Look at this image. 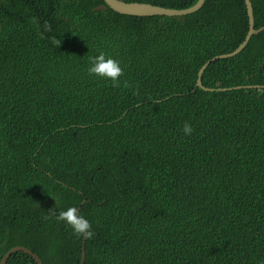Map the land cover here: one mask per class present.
I'll list each match as a JSON object with an SVG mask.
<instances>
[{
	"label": "trees",
	"instance_id": "trees-1",
	"mask_svg": "<svg viewBox=\"0 0 264 264\" xmlns=\"http://www.w3.org/2000/svg\"><path fill=\"white\" fill-rule=\"evenodd\" d=\"M252 3L260 28L264 0ZM248 31L245 0L180 17L0 0V261L22 245L44 264H80L84 237L47 218L74 206L94 231L85 264H264V89L196 86ZM101 52L124 68L120 87L88 74ZM202 79L264 84V30ZM7 264L38 262L19 251Z\"/></svg>",
	"mask_w": 264,
	"mask_h": 264
},
{
	"label": "water",
	"instance_id": "water-1",
	"mask_svg": "<svg viewBox=\"0 0 264 264\" xmlns=\"http://www.w3.org/2000/svg\"><path fill=\"white\" fill-rule=\"evenodd\" d=\"M104 1L115 12H118L120 14L134 15V16H155V15L185 16L187 14L197 12L204 6L206 2V0H198L194 5L190 7L177 9V8L165 7L162 5L147 3V2H128L125 0H104ZM245 4L247 8V14L249 17V31H248L246 38L233 52L229 54L219 55V56L212 58L211 60H208L199 71V76L197 79V86H200L201 88L207 91H213L214 88L205 87L202 82V75L205 72L206 67L212 61H215L219 58L232 57V56L239 54L245 49V47L247 46L248 42L250 41L253 35L259 34L260 32L264 30V25L260 28L255 27V16H254V8H253L252 0H245ZM238 88H243V86H239ZM246 88L264 89V85L251 84V85H247ZM218 90H222L221 87ZM85 201L86 199L84 200V202ZM86 239L87 238L83 239L84 243L82 246V256H81L80 264H85V260H86V249H85ZM19 251H22L32 256L38 262V264H44L43 260L37 253H35L30 248L22 246V245H16L12 247L11 249H9L2 257L0 264H7L10 257L14 253L19 252Z\"/></svg>",
	"mask_w": 264,
	"mask_h": 264
},
{
	"label": "clouds",
	"instance_id": "clouds-1",
	"mask_svg": "<svg viewBox=\"0 0 264 264\" xmlns=\"http://www.w3.org/2000/svg\"><path fill=\"white\" fill-rule=\"evenodd\" d=\"M178 17H180V16H178ZM45 30L50 32L51 31V25L46 23L45 24ZM41 35L43 38V33H41ZM51 42L56 47H58L61 44V40L57 39L55 36H53L51 38ZM227 54H229V53H227ZM220 55H223V54H220ZM217 56H219V55H217ZM214 57H216V56H214ZM232 57H234V56H232ZM228 58H231V57H223V58H219V59H228ZM211 59H209V60H211ZM219 59H217V60H219ZM90 63H91V67H89L87 69L89 75H94L96 77H100V78L110 80L114 87L118 88L121 86L120 85V77L124 75V68L121 66L120 61H118L117 59H115L111 56L106 55L104 52H101L99 55L90 58ZM198 76H199V73H198ZM202 78H203V75H202ZM202 82H203V79H202ZM249 85H251V84H249ZM261 85H264V84H261ZM196 86H197V83H196ZM239 86H243V88H246L247 85H235V86H230V87H221L222 90H218L220 87H217V88H214L213 91H215V90L229 91V90H234V89H240V88H238ZM124 87L128 88V87H131V85H129L128 82L125 81ZM197 87H200V86H197ZM209 88H211V87H209ZM135 94L139 95V89L136 90ZM193 131H194V129H193L192 125L189 122H185V124L183 126L184 134L190 136V135H192ZM52 216H55L57 221H63L66 225H68L72 229L74 235H76V236L84 237V238H91L94 235L93 226H92L91 222L83 214L80 213V211L77 207H74V206L69 207L67 210H60L58 213L54 209H51V210H49V217H47V218H51Z\"/></svg>",
	"mask_w": 264,
	"mask_h": 264
}]
</instances>
